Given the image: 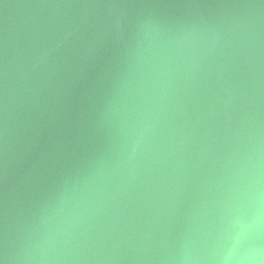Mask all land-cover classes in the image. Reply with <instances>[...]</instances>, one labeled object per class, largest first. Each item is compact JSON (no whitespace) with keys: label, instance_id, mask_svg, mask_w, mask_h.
<instances>
[{"label":"water","instance_id":"water-1","mask_svg":"<svg viewBox=\"0 0 264 264\" xmlns=\"http://www.w3.org/2000/svg\"><path fill=\"white\" fill-rule=\"evenodd\" d=\"M2 264H264V0H0Z\"/></svg>","mask_w":264,"mask_h":264},{"label":"snow or ice","instance_id":"snow-or-ice-1","mask_svg":"<svg viewBox=\"0 0 264 264\" xmlns=\"http://www.w3.org/2000/svg\"><path fill=\"white\" fill-rule=\"evenodd\" d=\"M0 264H2V262H0Z\"/></svg>","mask_w":264,"mask_h":264}]
</instances>
